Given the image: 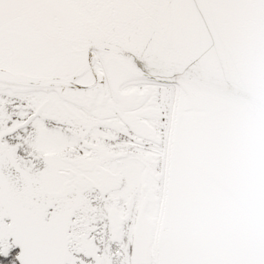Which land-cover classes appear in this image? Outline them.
I'll return each mask as SVG.
<instances>
[{"label": "snow or ice", "instance_id": "1", "mask_svg": "<svg viewBox=\"0 0 264 264\" xmlns=\"http://www.w3.org/2000/svg\"><path fill=\"white\" fill-rule=\"evenodd\" d=\"M0 264H264V0H0Z\"/></svg>", "mask_w": 264, "mask_h": 264}]
</instances>
